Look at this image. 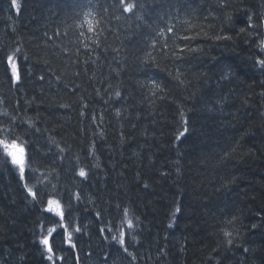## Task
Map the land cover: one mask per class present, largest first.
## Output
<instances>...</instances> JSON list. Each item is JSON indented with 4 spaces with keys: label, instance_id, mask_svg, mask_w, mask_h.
<instances>
[{
    "label": "trees",
    "instance_id": "1",
    "mask_svg": "<svg viewBox=\"0 0 264 264\" xmlns=\"http://www.w3.org/2000/svg\"><path fill=\"white\" fill-rule=\"evenodd\" d=\"M126 5L0 0V264H264V0Z\"/></svg>",
    "mask_w": 264,
    "mask_h": 264
},
{
    "label": "snow or ice",
    "instance_id": "2",
    "mask_svg": "<svg viewBox=\"0 0 264 264\" xmlns=\"http://www.w3.org/2000/svg\"><path fill=\"white\" fill-rule=\"evenodd\" d=\"M120 4H121V6H123V11H124V12H130V11L132 10V7H133V6H132V5H126V0H120ZM125 5H126V6H125ZM11 6H12V8H16V7H17V0H11ZM252 19H253L252 16H248V17H247V20H248L249 22H251ZM170 31H171V30H170ZM240 31H241V32H244L245 29H244V28H241ZM262 44H264V42H262ZM6 59H7V62L11 63V71H12V77H13V79H15V80L18 81V80H19L18 66H17L16 63H12V61H13V56L8 55ZM255 66L259 67L261 70H264V59H257V60L255 61ZM41 79H43V77H41ZM116 95L119 96L120 93H117ZM187 130H188V129L186 128L185 131L182 132V133L180 134L179 137H181V136H182ZM179 137H177V139H178ZM14 147H15V145H14ZM24 151H25L24 148H18L16 151H13L12 153H10V155H11V157H12V162H13L14 164L20 166V169H21V172H22V173L25 172V169H24V158H23ZM79 176H80V177H85V172H84L83 170H80V171H79ZM21 178H24V177L22 176ZM29 194L34 195L33 193H31L30 190H29ZM49 203H52V202L49 201ZM177 211L179 212L180 209L178 208ZM128 224H129V226H131L132 222H131V221H128ZM253 227H256V225H253ZM61 228H63V224H61ZM49 231H50V234H54V233H53V230L50 229ZM102 231H103V230H102ZM225 235H227V233H225ZM123 236H124V233L121 232V240H120V243H121V244L124 243ZM43 243H44L45 245H48L49 240H48L47 237L44 238ZM229 243H231V241H229ZM47 250H48L49 252L52 251V249H51L50 247H49ZM245 251H251V249H245ZM47 259H48V260H53L54 257H53V256H48Z\"/></svg>",
    "mask_w": 264,
    "mask_h": 264
},
{
    "label": "rangeland",
    "instance_id": "3",
    "mask_svg": "<svg viewBox=\"0 0 264 264\" xmlns=\"http://www.w3.org/2000/svg\"><path fill=\"white\" fill-rule=\"evenodd\" d=\"M18 148L17 147H11L10 148V153H12L13 151H16ZM26 211V210H25ZM110 239H111V237H110ZM157 254V253H156ZM156 254H153V256H155ZM142 259H143V257H142ZM128 264H129V261H128Z\"/></svg>",
    "mask_w": 264,
    "mask_h": 264
}]
</instances>
